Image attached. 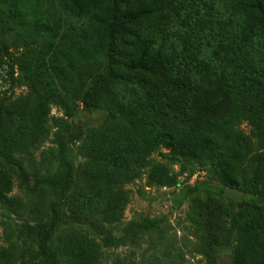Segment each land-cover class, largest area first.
<instances>
[{"label": "trees", "instance_id": "1", "mask_svg": "<svg viewBox=\"0 0 264 264\" xmlns=\"http://www.w3.org/2000/svg\"><path fill=\"white\" fill-rule=\"evenodd\" d=\"M10 23L27 30L28 41L3 81L19 80L27 92L12 99L11 88L0 91L1 203L12 200L15 172L4 162L28 177L14 159L47 137L52 104L67 115L79 101L107 112L80 144L86 160L68 196L74 220L92 224L122 218L130 198L120 186L141 174L162 143L173 159L211 155L226 184L221 193L234 187L236 127L248 121L259 145L253 199L237 206L224 195L199 200L193 220L206 231L207 252L231 247L234 264H264V0H0V64ZM52 208L49 220L30 227L37 264H102L97 242L76 231L51 248L62 221ZM16 260V247L0 248L1 262Z\"/></svg>", "mask_w": 264, "mask_h": 264}, {"label": "rangeland", "instance_id": "2", "mask_svg": "<svg viewBox=\"0 0 264 264\" xmlns=\"http://www.w3.org/2000/svg\"><path fill=\"white\" fill-rule=\"evenodd\" d=\"M10 34L5 36L9 48L0 64V91L11 88L12 99L27 92L19 80L12 86L8 78L10 64L25 50V29L9 24ZM43 39L33 44L40 48ZM15 65L14 78L18 77ZM107 112L89 110L79 101L72 115L63 107L52 104L49 116L50 132L32 152L18 154L27 174L11 161L5 168L15 170L11 202H0V248L16 247L17 260L11 264H37L38 243L30 231L42 217L49 220L53 203L62 221L58 224L50 246L57 251L61 237L72 231L93 238L101 251L102 264H234L231 247L211 248L207 252L206 231L193 220L199 200L217 201L223 196L222 169L211 155L187 160L173 159L171 148L159 144L149 163L134 180L120 186L129 195L122 218L114 223L92 224L74 220L69 209L68 196L74 187L76 170L86 160L80 152V144L88 131L99 126ZM240 137L239 155L235 172L236 184L243 194V202L252 200V156L258 150V140L248 121L238 124ZM168 171V176L164 172ZM162 181H157V179ZM64 181L52 184L48 179ZM197 187V190H193ZM227 203L229 200L223 196ZM237 206L238 203L233 201ZM238 208L234 207V213ZM48 215V216H47ZM231 217L228 229L231 225ZM60 256V253L58 251ZM61 257V256H60ZM0 264H6L0 261ZM10 264V263H9Z\"/></svg>", "mask_w": 264, "mask_h": 264}, {"label": "water", "instance_id": "3", "mask_svg": "<svg viewBox=\"0 0 264 264\" xmlns=\"http://www.w3.org/2000/svg\"><path fill=\"white\" fill-rule=\"evenodd\" d=\"M223 195L225 197L233 198L236 202H240L243 200L242 192L235 187L227 186L223 191Z\"/></svg>", "mask_w": 264, "mask_h": 264}]
</instances>
